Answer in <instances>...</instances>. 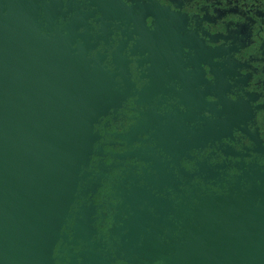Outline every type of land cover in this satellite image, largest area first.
<instances>
[{
  "label": "water",
  "instance_id": "obj_1",
  "mask_svg": "<svg viewBox=\"0 0 264 264\" xmlns=\"http://www.w3.org/2000/svg\"><path fill=\"white\" fill-rule=\"evenodd\" d=\"M89 1L92 10L81 0H0V264H264V166H239L242 172L227 178L219 171L224 165L203 161L190 171L180 163L231 134V118L207 98L214 93L196 89L210 84L196 61L199 70L182 78L192 83L179 92L193 103L188 111L177 108L192 126L168 123L155 131L150 106L143 128L156 140L151 151L160 148L166 157L141 156L148 167L113 184L112 224L93 239L97 211L88 200L104 176L91 169L93 155L103 152L96 125L129 96L149 106L159 87L167 99L175 87L165 85L172 79L165 69L156 73L155 57L163 49L161 66L174 64L172 51L181 46L160 42L186 30L184 17L165 7L159 11L174 19L166 26L150 29L142 15L146 27L136 31L143 36L137 45L149 52L150 84L140 90L121 56L123 69L114 71L103 53H93L101 41L108 44V32L92 33L90 19L105 26L123 19L127 5ZM201 182H221L222 190Z\"/></svg>",
  "mask_w": 264,
  "mask_h": 264
},
{
  "label": "flooded vegetation",
  "instance_id": "obj_2",
  "mask_svg": "<svg viewBox=\"0 0 264 264\" xmlns=\"http://www.w3.org/2000/svg\"><path fill=\"white\" fill-rule=\"evenodd\" d=\"M67 2V0H64ZM89 0H81L84 9L92 10L95 7L89 5ZM110 4L119 6L127 5L123 11V19L107 20V25L102 26L90 19L93 30L104 28L108 32V44L103 40L93 53L101 52L106 56L105 63L112 70H120L117 58L127 61V75L137 89H142L150 84L149 52L141 54L142 46H138V40L143 38L136 31H143L146 25L150 29L166 26L174 21L162 11L165 7L174 13H179L184 18L179 23L186 30L173 35L174 41L160 42L165 48L170 44H176L181 48L174 49V64L161 66L167 56L163 49H158L157 74H162L165 69L170 74V79L165 83L167 87L174 85V89L165 93V89L157 88V95L149 106L137 104L139 95L129 96L123 101V105L115 112H111L101 118L96 125L101 133L96 147L100 146L103 152L93 155L92 171L103 173L102 185L90 196L89 204H95L96 213L93 227L97 232L93 239H99L102 234H107V228L111 226V210L115 203L112 186L119 183L124 177H132L143 172V167H148L150 162L142 160L141 156L166 157V153L159 149L152 152L151 148L156 140H151L143 127H147L145 121L149 116L145 113L153 108L156 110L154 124L159 131V125L168 123L178 124L184 127L192 126L193 122L186 119V114L177 112L188 111L193 99L182 98L179 92H183L187 83L182 78H192V62H201V69L210 84H196L198 90H207L214 94H208L210 101L217 102L218 108L229 116L231 134L216 141L213 145H207L199 150H191L189 155L181 158V165L187 170L194 171L200 166L198 162L206 161L210 166L224 165L219 171L226 174L227 178L242 172L239 166L258 164L264 166V0H112ZM121 4V5H122ZM166 9V10H167ZM139 15L137 20L132 19L130 13ZM102 15L97 13V17ZM140 21L143 23L141 24ZM153 21L159 23L153 24ZM94 33V32H92ZM136 51V54H133ZM171 53V52H170ZM171 53V55H172ZM147 74V75H146ZM121 79V76L118 77ZM123 81V80H122ZM125 84V83H124ZM128 87V85H126ZM192 91L186 95H191ZM217 94V95H216ZM193 95L198 96L197 93ZM219 95H222L220 97ZM214 97L215 99H210ZM226 98L228 100H226ZM235 98V99H233ZM230 101L227 105L223 102ZM169 113V116H166ZM208 112H204V114ZM174 117V118H173ZM144 119V120H143ZM150 129V132L154 131ZM172 139V138H171ZM180 153L176 150L174 155ZM139 155V156H138ZM104 164L106 169L101 170ZM136 165L137 168L132 169ZM95 176V175H93ZM224 174L221 175L223 177ZM225 177V176H224ZM194 181H199L195 177ZM219 181V178H217ZM215 181V179L213 180ZM205 187H211L218 191L220 183L201 182ZM85 198L81 200L84 202ZM104 223V224H103ZM82 247L76 248V250ZM116 263H122L116 260Z\"/></svg>",
  "mask_w": 264,
  "mask_h": 264
},
{
  "label": "snow or ice",
  "instance_id": "obj_3",
  "mask_svg": "<svg viewBox=\"0 0 264 264\" xmlns=\"http://www.w3.org/2000/svg\"><path fill=\"white\" fill-rule=\"evenodd\" d=\"M210 99H215L214 97H210ZM233 99H235V98H233Z\"/></svg>",
  "mask_w": 264,
  "mask_h": 264
}]
</instances>
